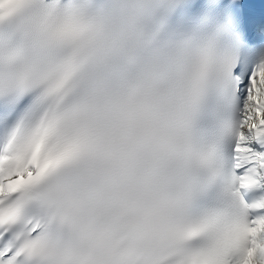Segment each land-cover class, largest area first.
I'll return each instance as SVG.
<instances>
[{
	"label": "snow or ice",
	"instance_id": "1",
	"mask_svg": "<svg viewBox=\"0 0 264 264\" xmlns=\"http://www.w3.org/2000/svg\"><path fill=\"white\" fill-rule=\"evenodd\" d=\"M0 264H264V0H0Z\"/></svg>",
	"mask_w": 264,
	"mask_h": 264
}]
</instances>
